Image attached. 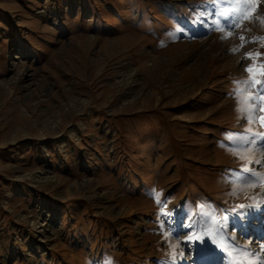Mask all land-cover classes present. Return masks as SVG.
Segmentation results:
<instances>
[{"label": "rangeland", "instance_id": "1", "mask_svg": "<svg viewBox=\"0 0 264 264\" xmlns=\"http://www.w3.org/2000/svg\"><path fill=\"white\" fill-rule=\"evenodd\" d=\"M262 66L264 0H0V264H260Z\"/></svg>", "mask_w": 264, "mask_h": 264}, {"label": "snow or ice", "instance_id": "2", "mask_svg": "<svg viewBox=\"0 0 264 264\" xmlns=\"http://www.w3.org/2000/svg\"><path fill=\"white\" fill-rule=\"evenodd\" d=\"M212 2H213V5H215V0H212ZM208 14L210 16L216 17L218 19H212L210 21H207L206 23L215 25L216 28L219 29V30H222L221 29V23L224 25V27H227L231 31V30H233L234 28H236V27H238L240 25V22H241L242 19L248 18L246 13H239L236 10H233L230 13H225V12H223L221 10H216L214 12H209ZM202 22H204V21H202ZM241 40L243 41L244 37H241ZM247 55L250 57L251 53H248ZM257 55H259V54H257ZM247 71L251 75V73L253 72L252 67H249L247 69ZM262 74H264V66H262ZM240 83L245 84V85H249V86H252L253 84H259L260 86H259V89L257 91V96L260 99H264V82L253 81V80L250 79L248 81H242ZM237 94H239V93H237ZM253 99H254V102H258V101H255V98H253ZM261 110H264V109H261ZM241 111H248L251 114L252 112L255 111V109L242 108ZM260 120H261V123L264 124V117H261ZM256 135L257 134H252L251 136H248L247 134H239L237 136V138H236L237 146H241V145L252 146V145H254L256 143ZM261 150H264V146H262ZM243 171H248V169H243ZM250 175L253 176V177H256V173L255 172H251ZM256 179L258 181L259 180H264V178H261V177H256ZM239 207L240 208H245V207H253V206H251V205H249V206L240 205ZM161 215L170 218V216L172 214L168 213V212H162ZM163 223L165 225H168L169 224V220L165 219L163 221ZM183 226L184 225H182V227ZM187 227L192 228L193 225L189 224V225H187ZM202 231H207V226H205L202 229ZM169 232L173 235V237L175 239L179 240V236H175V229H173L172 227H169ZM216 234L221 236V237L224 236V226H223V224H219L217 226ZM188 239L189 240H192V239L202 240L204 238H202L200 236H189ZM229 239H230V236H229ZM204 242H207V240L204 239ZM225 247H227V245H225ZM232 247H233V251H238L241 254H243V258H237L236 256L233 255V252H228L227 255L229 257L230 264H248L247 255H246L247 250L239 248V246H237V245H233ZM252 255H255V253H252ZM260 264H264V259H262L260 261Z\"/></svg>", "mask_w": 264, "mask_h": 264}]
</instances>
